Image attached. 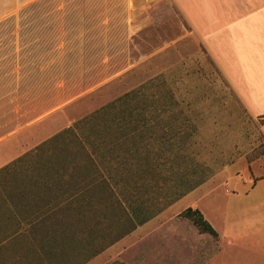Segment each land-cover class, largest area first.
I'll return each mask as SVG.
<instances>
[{"label": "rangeland", "instance_id": "374dc122", "mask_svg": "<svg viewBox=\"0 0 264 264\" xmlns=\"http://www.w3.org/2000/svg\"><path fill=\"white\" fill-rule=\"evenodd\" d=\"M126 72L128 77L67 112L47 117L48 112H37L40 101L65 92L72 97ZM157 77L174 91L195 126L180 166L175 147H155L164 156L161 192L155 193L163 204L176 196V176L222 181L224 169L241 157L264 162V121L252 116L222 80L174 0H0V161L32 150ZM13 135L19 143L7 144ZM159 215L153 227L138 228L90 264H188L185 242L205 239L176 218V203ZM217 240L207 241L214 251Z\"/></svg>", "mask_w": 264, "mask_h": 264}, {"label": "trees", "instance_id": "16d2710c", "mask_svg": "<svg viewBox=\"0 0 264 264\" xmlns=\"http://www.w3.org/2000/svg\"><path fill=\"white\" fill-rule=\"evenodd\" d=\"M176 96L161 77L147 80L2 167L4 264H87L204 184L176 176L174 198L155 194V147H175L179 164L195 129ZM180 217L218 238L199 211Z\"/></svg>", "mask_w": 264, "mask_h": 264}, {"label": "crops", "instance_id": "0c3cea01", "mask_svg": "<svg viewBox=\"0 0 264 264\" xmlns=\"http://www.w3.org/2000/svg\"><path fill=\"white\" fill-rule=\"evenodd\" d=\"M174 2L190 26L192 34L201 42L207 56L219 71L222 80H225L252 116L264 121V0ZM124 75H117L108 84L101 83L72 97L65 92L55 99L40 101L36 110L38 113L48 112L45 117L67 112L70 107L85 101L89 95L100 93ZM261 132L264 138V125ZM17 137L11 136L6 143H19ZM25 153L14 157L13 152L12 158L8 156L0 161V169ZM223 173L222 181L206 182L176 203V218L182 220V225L190 228L200 239H205L204 243L198 244L185 242L190 255L188 264H264V162L250 163L241 157L227 166ZM187 209L199 211L213 227L218 234V250L214 251L207 244V241L211 243L214 239L212 235L201 234L191 221L180 217ZM168 214H164L165 217ZM161 217L163 215L145 225L153 227L151 223ZM161 227L158 226L157 229ZM176 235L178 238L182 237L177 231ZM1 255L0 264H4Z\"/></svg>", "mask_w": 264, "mask_h": 264}]
</instances>
